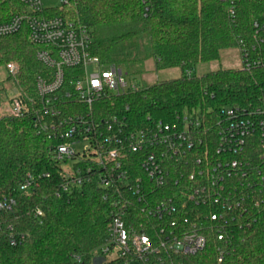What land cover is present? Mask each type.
<instances>
[{
	"label": "trees",
	"instance_id": "1",
	"mask_svg": "<svg viewBox=\"0 0 264 264\" xmlns=\"http://www.w3.org/2000/svg\"><path fill=\"white\" fill-rule=\"evenodd\" d=\"M18 9L15 0L0 2V13L7 17ZM46 10L87 26L93 38L91 52L105 64L137 68L152 60L156 70H181L177 77L141 84L138 90L110 94L95 103L97 116L116 115L130 130L159 120L174 122L188 114L204 116L215 138L222 109L264 101V65L192 74L198 64L220 59L224 50L238 49L241 41L249 48L255 45L254 24L264 26V0H67L61 8ZM259 34L264 41V28ZM39 49L29 41L26 26L0 37V66L18 62L12 78L18 96L26 101L36 96V76L47 73L37 60ZM252 55L264 59V42ZM65 109L66 114H75L85 108ZM55 143L32 116H0V199L17 200L13 212L0 214V264H93L109 243L108 198L94 184L69 192L60 189L59 166L51 160ZM211 146L215 155L216 147ZM201 150L203 143L196 153ZM261 153L260 144L252 139L244 157L258 164ZM30 175L38 183L26 193L20 184ZM251 197L224 212L223 220L210 218L221 211L217 207H189L202 217L196 223L207 243L202 251L184 257V264H264V185ZM10 224L26 235L16 246L8 239ZM219 229L226 233L223 240L218 239ZM100 264L116 261L103 259Z\"/></svg>",
	"mask_w": 264,
	"mask_h": 264
},
{
	"label": "built area",
	"instance_id": "2",
	"mask_svg": "<svg viewBox=\"0 0 264 264\" xmlns=\"http://www.w3.org/2000/svg\"><path fill=\"white\" fill-rule=\"evenodd\" d=\"M15 1L19 4L15 14L0 13V37L26 26L29 41L40 47L36 57L47 73L36 76L34 98L11 99L10 114L34 117L56 140L51 160L59 166L61 190L86 184L103 189L112 210L109 243L100 249L101 256L122 264H184V257L202 251L207 243L196 223L202 217L189 207H217L221 211L210 218L223 220L224 212L244 205L264 185V101L222 109L216 139L204 116L188 114L174 122L159 120L130 130L125 119L102 118L94 112L95 103L105 96L138 90L139 84L128 83L122 66L105 64L92 54L90 29L61 15H49L42 0ZM254 26L255 45L249 48L241 41L238 48L246 70L264 65L263 58L252 55L264 42L259 34L264 26L257 22ZM7 69L12 75L18 70L12 62ZM71 105L85 109L66 114L65 107ZM252 139L262 149L258 164L244 157ZM202 143L203 152L197 154ZM37 183L30 175L20 190L28 193ZM16 207L14 197L0 199V214ZM225 237L219 229L218 239ZM25 238L9 225L12 246Z\"/></svg>",
	"mask_w": 264,
	"mask_h": 264
},
{
	"label": "rangeland",
	"instance_id": "3",
	"mask_svg": "<svg viewBox=\"0 0 264 264\" xmlns=\"http://www.w3.org/2000/svg\"><path fill=\"white\" fill-rule=\"evenodd\" d=\"M63 2L64 0H42L45 9L61 8L63 6ZM12 63H15L17 69H19L18 62L12 61ZM122 68L128 83L134 82L139 85L153 84L154 82L159 80L177 77L181 73V70L177 67L156 70L152 60L147 61L144 65H140L137 68H128L127 66H122ZM228 68H242V58L239 49L231 48L222 51L220 59L212 62L198 64L192 74L196 76H201L210 71ZM17 95L18 89L12 78V74L7 69V65L0 66V116L7 115L10 113V101ZM113 257L114 255L108 256V258L110 259ZM102 261L103 258L101 254L97 253L96 259L93 260V264H100L102 263Z\"/></svg>",
	"mask_w": 264,
	"mask_h": 264
}]
</instances>
